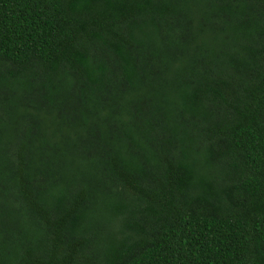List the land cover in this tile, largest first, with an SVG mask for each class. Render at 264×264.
<instances>
[{"label":"trees","instance_id":"obj_1","mask_svg":"<svg viewBox=\"0 0 264 264\" xmlns=\"http://www.w3.org/2000/svg\"><path fill=\"white\" fill-rule=\"evenodd\" d=\"M0 264H264V0H0Z\"/></svg>","mask_w":264,"mask_h":264}]
</instances>
